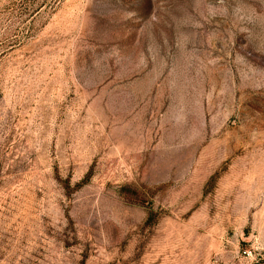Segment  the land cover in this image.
I'll use <instances>...</instances> for the list:
<instances>
[{"label": "rangeland", "instance_id": "rangeland-1", "mask_svg": "<svg viewBox=\"0 0 264 264\" xmlns=\"http://www.w3.org/2000/svg\"><path fill=\"white\" fill-rule=\"evenodd\" d=\"M0 264H264V0H0Z\"/></svg>", "mask_w": 264, "mask_h": 264}]
</instances>
